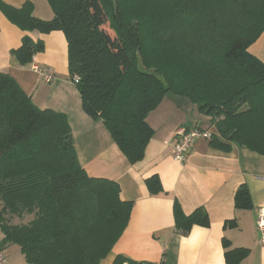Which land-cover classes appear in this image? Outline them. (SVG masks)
Listing matches in <instances>:
<instances>
[{
    "label": "trees",
    "instance_id": "1",
    "mask_svg": "<svg viewBox=\"0 0 264 264\" xmlns=\"http://www.w3.org/2000/svg\"><path fill=\"white\" fill-rule=\"evenodd\" d=\"M46 1L50 21L35 18L30 2L0 1V12L24 33H63L83 112L102 121L130 164L143 159L153 136L146 118L168 93L210 118V145L264 157V64L249 52L264 32V0ZM42 51L24 35L12 54L26 66ZM145 184L162 190L155 176ZM119 193L86 175L66 116L39 109L0 72V244L16 246L28 264H100L129 219L132 204ZM234 206L251 207L246 186ZM173 215L181 235L209 226L204 208L185 215L175 201ZM248 253L226 250L225 264ZM112 264L153 263L117 256Z\"/></svg>",
    "mask_w": 264,
    "mask_h": 264
},
{
    "label": "crops",
    "instance_id": "2",
    "mask_svg": "<svg viewBox=\"0 0 264 264\" xmlns=\"http://www.w3.org/2000/svg\"><path fill=\"white\" fill-rule=\"evenodd\" d=\"M0 1L14 8L30 2L35 18L53 19L46 0ZM24 35L34 43L42 42L43 51L30 64L20 66L12 51L21 46ZM249 52L264 64V32ZM33 66L51 69L55 80L46 84ZM0 72L12 77L39 109L65 115L78 163L86 175L116 183L120 199L132 204L126 228L100 264H112L117 256L153 264H225L224 253L232 249L249 251L239 264H264V243L259 242L256 228V209L264 204V157L235 144L223 151L210 145V140L198 139L184 162L173 160L178 129L197 128L217 136L210 118L188 100L167 94L148 114L146 122L153 136L143 159L130 164L102 121L83 112L80 96L68 79L62 32L24 33L0 12ZM152 176L161 184L158 194H151L145 184ZM242 185L249 193L248 209L234 206L235 193ZM175 201L185 215L204 208L209 226L195 225L186 235L179 234L174 226ZM232 221L234 225L229 226ZM2 249L7 264H28L16 246L2 245Z\"/></svg>",
    "mask_w": 264,
    "mask_h": 264
},
{
    "label": "built area",
    "instance_id": "3",
    "mask_svg": "<svg viewBox=\"0 0 264 264\" xmlns=\"http://www.w3.org/2000/svg\"><path fill=\"white\" fill-rule=\"evenodd\" d=\"M32 70L45 82L50 84L55 75L49 68L33 66ZM177 142L172 149V158L177 162H184L192 146L198 139L210 140L211 134L197 128H180L176 131ZM256 228L259 233V242L264 243V204L256 209ZM0 264H7L6 257L0 244Z\"/></svg>",
    "mask_w": 264,
    "mask_h": 264
},
{
    "label": "rangeland",
    "instance_id": "4",
    "mask_svg": "<svg viewBox=\"0 0 264 264\" xmlns=\"http://www.w3.org/2000/svg\"><path fill=\"white\" fill-rule=\"evenodd\" d=\"M168 94H173V93H168Z\"/></svg>",
    "mask_w": 264,
    "mask_h": 264
}]
</instances>
